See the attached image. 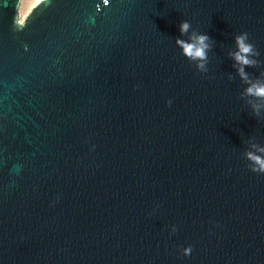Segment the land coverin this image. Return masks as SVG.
I'll return each instance as SVG.
<instances>
[{"label": "water", "instance_id": "95a60500", "mask_svg": "<svg viewBox=\"0 0 264 264\" xmlns=\"http://www.w3.org/2000/svg\"><path fill=\"white\" fill-rule=\"evenodd\" d=\"M20 4L0 0V264H264V0Z\"/></svg>", "mask_w": 264, "mask_h": 264}, {"label": "clouds", "instance_id": "9594fccd", "mask_svg": "<svg viewBox=\"0 0 264 264\" xmlns=\"http://www.w3.org/2000/svg\"><path fill=\"white\" fill-rule=\"evenodd\" d=\"M107 2L108 0H105V3ZM189 27H190V23L187 20L181 21L180 23L181 33L187 32ZM247 36L248 33L243 32L241 35L236 37V43L239 50L235 53H232L234 59L240 64V67L238 68V72L245 81L248 80V76L244 72L243 66L253 65L256 63V61L248 59V55L253 53V45L249 43H245V39ZM208 39L209 37L206 34H201L193 37V42H185L184 40L178 39L177 43L181 45L185 56L191 59L199 58L200 60H203L206 58L205 50L208 48V44L206 43ZM199 66L202 68L203 64H200ZM246 91L249 95L264 98V83H252L247 88ZM249 156L252 160L256 161V163L260 165V170L264 171V160H262L258 156H254L251 154H249ZM185 251L187 253L189 250L186 249Z\"/></svg>", "mask_w": 264, "mask_h": 264}, {"label": "rangeland", "instance_id": "374dc122", "mask_svg": "<svg viewBox=\"0 0 264 264\" xmlns=\"http://www.w3.org/2000/svg\"><path fill=\"white\" fill-rule=\"evenodd\" d=\"M39 0H21L19 6V20L22 21L24 16L30 11L32 6L37 3Z\"/></svg>", "mask_w": 264, "mask_h": 264}]
</instances>
